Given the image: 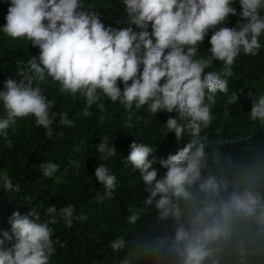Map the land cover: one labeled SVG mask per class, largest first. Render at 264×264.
<instances>
[{
    "label": "clouds",
    "instance_id": "obj_1",
    "mask_svg": "<svg viewBox=\"0 0 264 264\" xmlns=\"http://www.w3.org/2000/svg\"><path fill=\"white\" fill-rule=\"evenodd\" d=\"M233 3L124 0L128 26L116 28L106 27L82 0H11L6 23L0 28L8 37L26 38L40 50L38 58L27 61L28 65L13 60L14 65L9 64L0 77V86H4L0 105L5 112L0 118V134L5 137L17 118L29 116L52 136L54 102L42 93L41 85L47 82L46 76L59 83L61 93L73 97L82 94L86 116L102 94L126 109L147 105L154 115L158 111L175 112L186 121L182 125L170 115L164 124L165 135L174 132L175 145L191 137L175 154L157 157L155 147L132 142L126 157L139 170L144 190L150 193L149 202L159 194L155 205L161 216H172L178 223L172 248H165L174 252V262L168 264H249L252 247L248 243L231 247L229 225L236 218L239 232L246 233L254 216L264 222V153L255 137L254 145L248 141L254 148L244 147L238 154L231 145L226 149L201 142L202 130L213 119L207 101H212L218 91L228 92V77L241 52L256 55L261 48L264 16L260 10L264 9V0H239L245 22L217 28L236 14ZM132 25L138 30L134 31ZM210 29H216L209 39L211 47L207 51L211 55L204 58L198 55L199 46ZM214 61L223 62L222 71L206 72ZM236 101L237 95L232 97V102ZM244 107L251 121L261 126L264 89L256 90ZM59 119L62 125L72 126L67 112ZM186 133L189 136H184ZM97 149L105 159L117 154L113 144L109 146L106 141H101ZM216 163L214 174L202 178V165L213 167ZM58 167L52 162L42 164L44 176L51 177ZM162 173L164 176L157 179ZM95 177L104 186L103 198H110L116 176L99 164ZM0 179V187L13 190L7 173ZM74 211L71 204L59 210L53 204L46 214L62 216L71 226ZM56 222L55 218L41 221L32 211L25 215L14 211L9 217L12 235L0 230V264H50L56 242L49 225ZM13 236L16 242L12 247H4ZM121 244L115 242L112 247L118 249Z\"/></svg>",
    "mask_w": 264,
    "mask_h": 264
},
{
    "label": "trees",
    "instance_id": "obj_2",
    "mask_svg": "<svg viewBox=\"0 0 264 264\" xmlns=\"http://www.w3.org/2000/svg\"><path fill=\"white\" fill-rule=\"evenodd\" d=\"M11 0H0V28L6 23L5 17ZM82 3L94 10L104 25L116 28L128 26V14L124 0H82ZM236 14L220 26L233 27L244 23L240 15L239 0H234ZM264 16V9L260 10ZM136 31L135 25H132ZM216 29H210L199 46L198 55L210 57L207 51L211 45L210 36ZM151 31V28L148 29ZM261 48L256 55L243 52L232 66V75L228 77V92H217L212 101H207L213 116L212 122L201 133V142L208 146L228 149L234 146L235 153L244 151V147H254L253 139L264 153V123L259 126L251 121L248 109L243 108L249 97L264 89V34L260 37ZM39 48L32 46L26 38L12 39L0 29V77L8 65L27 63L33 57L38 58ZM223 62L214 61L205 71L220 72ZM42 82V93L54 102L51 109L55 113L52 125L53 134L35 123V117L17 118L16 123L7 129V136L0 134V177L7 173L12 181L13 190L0 187V230L11 233L9 217L14 211L22 215L31 211L38 214L41 221L56 219L53 228V240L56 251L50 258V264H168L174 262L172 248L178 223L172 217H162L160 210L150 193L144 190L140 172L126 160L130 144H147L155 147L157 157L167 158L169 153L182 148L190 140L175 145L174 132H166L165 123L171 115L180 124L186 121L177 113L158 111L155 115L147 105L137 109L135 105L126 109L119 101L112 102L108 97L99 95L97 103L89 109L90 115H84L86 98L77 93H61L60 85L51 77ZM35 82V80H34ZM131 83V81H129ZM123 89V84L118 81ZM4 86H0L3 90ZM237 95V101L232 97ZM67 112L72 126L62 125L60 115ZM5 112L0 105V118ZM106 141L117 149L115 156L104 158L97 146ZM263 161L264 157L261 156ZM52 162L59 165L57 171L46 177L42 164ZM104 164L110 174L116 176V187L110 198L105 196L104 186L96 180L95 168ZM159 166L158 164L155 165ZM202 165L201 176L213 175L218 164ZM137 174V175H136ZM164 174H157V179ZM3 181L0 179V185ZM198 188L199 185L197 184ZM264 195V186H262ZM264 202V201H263ZM178 206L179 200L176 201ZM59 210L71 204L75 211L71 226L62 216L49 217L46 210L50 205ZM182 208V207H181ZM183 214H184V210ZM186 213V212H185ZM184 216V215H183ZM82 217V218H81ZM134 217V219H132ZM31 219L32 217L29 216ZM240 226L234 218L228 229L229 245L248 243L252 247L249 264H264V222L256 216L246 233L239 232ZM122 241L121 247L114 249L112 243ZM15 237L5 241L4 247L11 248Z\"/></svg>",
    "mask_w": 264,
    "mask_h": 264
}]
</instances>
